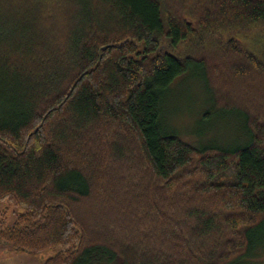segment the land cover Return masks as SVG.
I'll return each instance as SVG.
<instances>
[{"label":"trees","instance_id":"1","mask_svg":"<svg viewBox=\"0 0 264 264\" xmlns=\"http://www.w3.org/2000/svg\"><path fill=\"white\" fill-rule=\"evenodd\" d=\"M167 1L0 0V202L23 209L0 229L11 251L264 264V0ZM186 73L241 119V144L164 131Z\"/></svg>","mask_w":264,"mask_h":264},{"label":"rangeland","instance_id":"2","mask_svg":"<svg viewBox=\"0 0 264 264\" xmlns=\"http://www.w3.org/2000/svg\"><path fill=\"white\" fill-rule=\"evenodd\" d=\"M161 123L164 131L187 144L235 146L245 140L241 119L214 107L211 94L197 73H186L172 84L163 99ZM21 213L23 209L9 201L0 202V229L13 226ZM54 254L56 251L39 256L16 253L0 242V264H43ZM91 264L112 262L96 257Z\"/></svg>","mask_w":264,"mask_h":264}]
</instances>
